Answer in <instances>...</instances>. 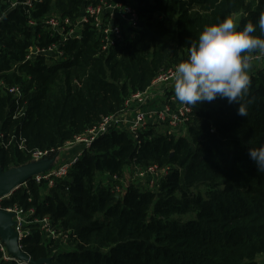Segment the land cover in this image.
<instances>
[{"label": "trees", "instance_id": "obj_1", "mask_svg": "<svg viewBox=\"0 0 264 264\" xmlns=\"http://www.w3.org/2000/svg\"><path fill=\"white\" fill-rule=\"evenodd\" d=\"M99 1L45 0L34 18L41 22L56 10L76 18L85 4ZM11 4L0 0L3 173L28 165L35 151L64 147L120 112L133 94L148 91L160 74L187 59L190 41L205 25L242 14L238 30L251 22V35L264 38L258 26L264 0H136L130 4L139 29L132 39L103 51L100 32L88 24L80 39L62 44L61 60L26 61L31 47L47 48L57 39L40 25L30 27L24 9ZM249 78L241 100L246 116L238 114V104L218 96L208 102L210 109L192 106L179 129L186 135L162 132L163 125H150L137 138L112 129L52 188L30 181L2 201L3 209L19 206L34 209L33 217H49L70 244L46 238L31 224L22 250L34 261L57 264H261L255 258L264 251L257 240L264 233V172L248 153L264 144V67ZM13 86L22 88L19 101L8 91ZM164 93L144 109L167 103L174 90ZM131 164L172 169L158 191L129 186L118 196L111 184H119ZM102 175L110 176L109 185Z\"/></svg>", "mask_w": 264, "mask_h": 264}, {"label": "built area", "instance_id": "obj_2", "mask_svg": "<svg viewBox=\"0 0 264 264\" xmlns=\"http://www.w3.org/2000/svg\"><path fill=\"white\" fill-rule=\"evenodd\" d=\"M57 0H52L56 2ZM45 0H12L11 7H22L28 17V24L30 27L35 28L40 25L45 35L51 39H57L47 48L33 46L29 49L26 56V61H34L38 57L53 58L54 60H61L63 52L61 46L69 39H80L85 25H91L97 29L102 37V50L106 51L110 46L115 45L117 42L123 43L125 40H130L138 33L139 29V15L137 10L130 4L128 0H100L98 4L90 2L85 4L80 14L76 18L64 16L59 11H53L49 16L38 22L34 18L37 12V5L44 3ZM75 19V20H74ZM59 42V43H58ZM174 69L172 68L163 74H160L153 82L151 88L145 92L133 94L125 101V110L121 113L118 112L113 115L105 116L101 122L87 130L83 135L76 136L73 141L66 143V145L57 150L51 151H35L32 154V159L38 160L39 157L47 154H55L58 156L62 154L60 162L54 170L48 173H39L32 176L25 183L15 188L10 193L3 195L0 203L9 199L11 195L21 187H26L30 181L36 183L45 182L49 188L55 185L56 180L63 179L68 176L71 169L78 163L83 155V152L91 147V145L101 136L110 132L112 129H120L133 134L136 138L143 134L150 125H163L169 128V134L177 132L181 127L185 126L190 114L193 112V107L181 103L175 95L170 96L167 103H159L157 106H152L144 109L150 105L151 101L157 97L154 95L149 96V92L155 85L166 83L160 86L162 97H165L164 91L166 89L174 90ZM0 85H3L0 83ZM5 86V85H4ZM8 91L14 95L17 101L22 97V88L20 86L7 87ZM135 105V109L131 107ZM130 112L131 114H128ZM22 148V144L20 146ZM73 148L76 152L72 156L63 155V150H70ZM158 167L156 165L150 166L145 169L147 173H156ZM144 171V172H145ZM1 208V206H0ZM3 209V208H1ZM11 215L13 222V229L18 235L19 246L21 248V241L29 235L28 226L31 224H38L41 233L49 239H57L62 234L57 232V229L52 224L49 217L39 218L33 217L35 214L34 209L25 210L22 207L14 206L3 209ZM22 250V248H21ZM0 252L2 258L0 264H9L15 262L16 264H32L29 261L21 260L12 255L6 244L0 236ZM44 260V259H43ZM49 264V263H42ZM50 264H57L51 261Z\"/></svg>", "mask_w": 264, "mask_h": 264}, {"label": "clouds", "instance_id": "obj_3", "mask_svg": "<svg viewBox=\"0 0 264 264\" xmlns=\"http://www.w3.org/2000/svg\"><path fill=\"white\" fill-rule=\"evenodd\" d=\"M258 26L264 36V11ZM251 22L238 30L232 17L205 25L195 41H190L189 54L174 69V95L183 104L193 106L211 102L218 96L229 104L239 105L238 114L246 116V105L241 103L250 87L249 70L252 57L248 53H264V38L251 35ZM243 53V55H242ZM249 157L259 172H264V144L249 148Z\"/></svg>", "mask_w": 264, "mask_h": 264}, {"label": "rangeland", "instance_id": "obj_4", "mask_svg": "<svg viewBox=\"0 0 264 264\" xmlns=\"http://www.w3.org/2000/svg\"><path fill=\"white\" fill-rule=\"evenodd\" d=\"M129 2L131 1H136V0H128ZM242 14H237L234 16V22L237 23L238 20L240 19ZM251 63V68L248 72L249 75L256 73L258 70L262 69L264 67V53L260 52L258 50V52L252 56V59L250 60ZM176 66V65H175ZM166 83L160 84V86H164ZM155 88H152L149 92V96L150 95H158V96H162L161 94V88H159L160 86L155 85ZM159 88V89H157ZM193 107L195 109H200V108H204V109H210L211 106L209 105L208 102H200L196 105H193ZM131 109H135V105H133L131 107ZM125 110V108H123L120 112L122 113ZM128 114H131L130 112H128ZM149 127V126H148ZM163 130L161 129L162 132L168 133L169 128L167 126H163ZM187 131H181L178 130L177 132L174 131V134L176 135H186ZM66 151L63 150V155L65 156V154H67L68 152H70L69 154H67L66 156H72L74 155V150L73 148H71L70 150L65 149ZM62 157V154L59 153L58 156H56L55 154H47L44 156L39 157L38 160H33L31 161L28 165L14 169L13 171H18L27 167H43L46 165V163H48L46 170L40 172V173H48L50 170H54L57 166V164L60 162V159ZM158 167V170L156 173L152 174V173H147L145 171V169L147 168L146 166H140L137 164H131L126 168L124 177L121 179V181L118 183H113L111 184V187L114 189V192L116 195L118 196H123L125 191L127 190V188L129 186H134L139 188L141 191H158V184L161 182V180L169 173V170L172 169V167L170 166H164V167H160L158 165H156ZM145 171V172H144ZM0 172H2L0 170ZM110 178V176H101V180L104 181V184L109 185L108 184V179ZM3 197L1 196L0 199H2ZM259 237V238H258ZM49 239V238H48ZM58 241H64V247L69 248L70 244L67 242V239L65 236H61L57 238ZM257 240H260V244H264V233H262V235H258L257 236ZM259 263L264 264V251L260 254H258L255 258Z\"/></svg>", "mask_w": 264, "mask_h": 264}, {"label": "water", "instance_id": "obj_5", "mask_svg": "<svg viewBox=\"0 0 264 264\" xmlns=\"http://www.w3.org/2000/svg\"><path fill=\"white\" fill-rule=\"evenodd\" d=\"M47 165L48 163L43 167H27L8 173L0 172V197L10 193L15 188L29 180L32 176L46 170ZM12 226L13 222L11 220V215L0 208V236L6 244L9 252L15 257L29 261L32 264H42L45 262L49 264L51 263L50 259L34 261L26 252L21 250L18 235L15 233Z\"/></svg>", "mask_w": 264, "mask_h": 264}, {"label": "crops", "instance_id": "obj_6", "mask_svg": "<svg viewBox=\"0 0 264 264\" xmlns=\"http://www.w3.org/2000/svg\"><path fill=\"white\" fill-rule=\"evenodd\" d=\"M157 89H159V88H157ZM154 96L159 97V98L162 97V96H158V95H154ZM75 151H76V150L74 149V152H75Z\"/></svg>", "mask_w": 264, "mask_h": 264}]
</instances>
